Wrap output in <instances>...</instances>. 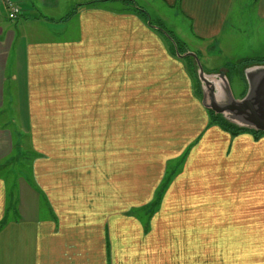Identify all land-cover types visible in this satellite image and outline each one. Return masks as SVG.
<instances>
[{"label": "crops", "instance_id": "1", "mask_svg": "<svg viewBox=\"0 0 264 264\" xmlns=\"http://www.w3.org/2000/svg\"><path fill=\"white\" fill-rule=\"evenodd\" d=\"M16 1L22 16L11 21L0 0V115L7 94L52 147L76 149L60 137L86 132L101 152L85 148L80 170L78 153L47 156L38 142L31 175L0 176V223L14 209L0 228V264H264V137L211 124L186 67L123 2ZM135 1L165 23L181 18L173 31L207 64L231 63L227 47L264 35V0ZM260 49L242 59L264 58ZM129 124L155 133L136 139ZM12 133L0 125V166L13 157ZM188 149L146 230L129 213L153 202L168 163Z\"/></svg>", "mask_w": 264, "mask_h": 264}, {"label": "rangeland", "instance_id": "2", "mask_svg": "<svg viewBox=\"0 0 264 264\" xmlns=\"http://www.w3.org/2000/svg\"><path fill=\"white\" fill-rule=\"evenodd\" d=\"M142 9H145L143 7V5L141 6L138 2H136ZM146 10V9H145ZM172 12V11H171ZM171 12H169L168 14H166L167 19H170L173 17H168L169 14H171ZM148 13V12H147ZM150 14V17L152 18V20L155 22V19H158V16H153V13H148ZM155 15V13H154ZM181 19V18H179ZM179 19H174L169 21L170 23H164L165 27L172 31L176 37L181 40L182 42H184V44L187 46V48L192 52L191 54H197L199 56V60L200 62L205 65L206 67H204V70L207 72L208 70L211 69V67L215 66H219V70L220 73L219 74H215L213 73V71H211V73L209 72L208 74H213V75H208L210 77V80L212 82L215 83L216 87H217V82L214 81L215 79L217 80V76H225V79H223V83L221 84V88L220 90L217 88V96H216V102L218 104H224L225 102L227 103L228 100V94L229 96V100L230 97L233 101H238V100H250L255 104V107H259L258 103L255 101V99H251L254 98L253 96L257 94L258 91V87H256V82H253L252 79L255 77H259L264 75V68L261 70H255L253 72H246L243 71V73L240 72H236L233 71V64L232 65H228V67L226 68L227 70L224 69V65L225 63H223V61L220 59L222 57L217 56L216 58L213 59L212 64L211 63H206L204 61H202V54L198 53V45H195L193 42L189 41L186 37H180V33H178L177 31H173L174 26L176 28V25L179 24L181 22V20ZM254 22H256V25H259V22L254 19ZM147 25V24H146ZM148 26V25H147ZM262 30H264V26L262 27ZM264 33V32H263ZM180 36H179V35ZM185 35H188V33H185ZM258 40H252L250 38V41L248 43V46L246 44V47L243 46H237L233 48V51H231L230 47H227V57H223V59L225 61H230L231 63H235L233 61L235 60H239L244 58L247 55H251L253 54L252 51L253 49H258V48H262L260 50H264V35L256 38ZM165 43V42H164ZM239 43H235V45H237ZM166 45V44H165ZM245 49H247L245 51ZM240 56V57H238ZM244 56V57H243ZM251 58V57H249ZM178 60V59H177ZM181 61V60H179ZM183 66L186 65V68L189 69V71L191 72V79L193 81L194 89L195 91L197 90V86H196V82H197V76H196V70H195V66L193 61H181ZM210 67V69H209ZM238 71V70H237ZM225 74V75H223ZM244 75V76H243ZM249 75V76H248ZM200 77V76H199ZM198 83V82H197ZM10 82L7 83V88L10 87ZM207 92H206V98L205 101L207 104H210V101L207 97ZM253 94V95H252ZM222 97V98H221ZM242 98V99H241ZM6 106L9 107V110L5 109L4 114L0 115V125H5L6 127H8V129L10 131H12V135H13V139L15 140V151L13 152V157L9 160H7L5 162V165L0 166V176H5L7 177V175H10V173L16 177L21 176L23 174H32V163L34 161V159H36L37 157L34 155V153L36 155H38V142H46L47 145L49 144V149H45V154L48 156L49 152H56V153H61V156L69 157V153L65 152V148L68 149L69 152V148L71 149V157L73 158V156L75 155V153H78V156L76 155V159L79 160V168L80 165L83 164V155H85V148L90 147L93 145L94 148H97V150H94L95 152V157H99L100 156V152H101V146H96V144L94 143L95 138L92 134L83 132L82 134H79L78 136L75 135H67L68 139L65 138L66 135H62L61 140L62 143H68V142H75L76 143V149L75 146H62L59 147V149H56L55 147H52V145L54 146V142H53V135H45L46 139H44V136H41L40 138L37 136V134L35 133H30L25 127L27 126V121L23 120L22 116H21V108L19 109L18 105H16V107L12 108V104L9 103V97L6 94ZM230 113V111L225 112L224 115L225 117H227ZM231 115H233V117L235 118L234 122L238 123L237 126H241L244 128V126H251L249 123H245V125H242L239 120L241 121L243 115L241 114H237V113H232ZM132 120V119H131ZM138 121L140 120L137 119ZM33 122V120H32ZM234 124V123H233ZM236 125V124H235ZM30 126H31V120H30ZM32 127V126H31ZM248 128V127H246ZM126 135H130L131 137L135 136L136 139L140 138V137H145L147 139V136H151L153 133H155V131L153 130L152 127H148L145 129V131H138L137 133H133V127L132 125H127L126 126ZM94 144H91V143ZM54 148V149H53ZM90 148L88 149V152L90 150ZM56 149V150H55ZM130 152V151H127ZM98 163H101V158L98 159ZM82 169V167L80 168V170ZM22 171V172H21ZM201 173L205 174V170L204 168L200 169ZM18 174V175H17ZM12 175H10L12 178ZM15 177V180H16ZM13 179L9 180L10 184L13 183ZM162 182V181H161ZM215 183H207L206 185V189H211L212 186Z\"/></svg>", "mask_w": 264, "mask_h": 264}, {"label": "trees", "instance_id": "3", "mask_svg": "<svg viewBox=\"0 0 264 264\" xmlns=\"http://www.w3.org/2000/svg\"><path fill=\"white\" fill-rule=\"evenodd\" d=\"M102 2H123L125 5H127L128 8H130V11L132 13H134V14L138 15L140 18H142L145 21V23L148 25L149 28H151L152 30L157 32L162 37V39L164 40V42L166 44V47H167L169 54H171L173 57H175L176 59L181 60V61H186V62L187 61H193L194 66H195V70H196V76H197L196 78H197V82H198V83L196 82L197 90L195 92L199 97L203 96L201 81H200L199 72H198L199 56L195 53H194L195 57L191 56L192 52L187 48V46L184 44V42L179 40L172 31L168 30L165 27L162 20L155 19V22H154L153 21L154 19L152 20V18L147 13V11L145 9H142L136 3L135 0H104ZM97 4H98V2H90V3L84 4V5H78L71 12V14H69V16L77 14L78 12H80L83 9L96 7ZM263 63H264V58H245V59H242V60L235 62V63H226V65H224V69L227 70L226 68L228 67V65L233 64V68H234L233 71H237V70L241 71V69H244L248 66L255 65V64H263ZM185 67H186V65H185ZM186 69H187L188 74L191 77V72L189 71L188 68H186ZM218 71H219V69L214 70V72H218ZM209 113H210V118H211V124H215V125L221 127L224 131L230 133L231 135H238L241 133L250 132L256 138L264 137V132H260V131H256L253 129L243 128V127L237 126V125L229 122L228 120H226L223 115L217 114L212 110H209ZM188 152H189V149L183 154V156L181 158L177 159L176 161L168 163L167 168H166V172H165V176H164L161 184L159 185V187L156 191L153 202L141 210H135V211H132L129 213V215L133 214V215H137L139 218H141L143 224L145 225L146 230L149 229L150 217L152 216V214H154L160 208V205L162 203V200L164 198L166 191L169 189V187L172 184L175 177L178 174H180L181 171L183 170V166H184L186 157L188 155ZM34 155L36 157H38V155H36L35 153H34ZM12 211H14V209L11 210V207L7 208L6 215H5L4 219L2 220V222L0 223V228H2L4 225H6L9 222V216H10V213Z\"/></svg>", "mask_w": 264, "mask_h": 264}, {"label": "water", "instance_id": "4", "mask_svg": "<svg viewBox=\"0 0 264 264\" xmlns=\"http://www.w3.org/2000/svg\"><path fill=\"white\" fill-rule=\"evenodd\" d=\"M191 56L195 57L194 54H192ZM198 72L200 76L199 78L201 81L204 99L206 98V92H207L208 93L207 97L210 101V104L207 103L205 104L207 109L212 110L217 114H221L224 117H225L224 113L228 111H230L231 114L232 113L241 114L243 115V117L241 121L239 120V122L242 125H245V123L246 124L249 123L251 126H246L249 129L264 132V75L252 79L253 82H256V87H258L257 94L253 96L254 98H251V99H255V101L258 103L259 107L257 108L255 107V104L248 99L245 101L241 100L235 102L230 97L229 100V96H230L228 94L229 91L227 92L228 95L227 103L225 102L224 104L221 105L218 104L216 102V96L218 95L217 88L220 90L221 84L223 83V79L225 78L223 77V79H221L220 76L215 77L217 78V80L216 79L214 80L217 82L216 83L217 87H216L215 83L210 80V77L208 75H205V70L202 67V64L199 60H198ZM231 114L225 117V119L237 125L238 123L234 122L235 118ZM246 127L244 126V128Z\"/></svg>", "mask_w": 264, "mask_h": 264}, {"label": "built area", "instance_id": "5", "mask_svg": "<svg viewBox=\"0 0 264 264\" xmlns=\"http://www.w3.org/2000/svg\"><path fill=\"white\" fill-rule=\"evenodd\" d=\"M2 2L7 9L9 20L16 21L22 16L21 8L16 0H2Z\"/></svg>", "mask_w": 264, "mask_h": 264}]
</instances>
